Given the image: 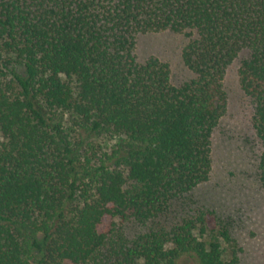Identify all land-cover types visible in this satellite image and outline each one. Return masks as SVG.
<instances>
[{
    "label": "trees",
    "instance_id": "16d2710c",
    "mask_svg": "<svg viewBox=\"0 0 264 264\" xmlns=\"http://www.w3.org/2000/svg\"><path fill=\"white\" fill-rule=\"evenodd\" d=\"M164 31L179 86L135 54ZM244 51L264 193V0H0V264H239L216 211L166 218L210 180Z\"/></svg>",
    "mask_w": 264,
    "mask_h": 264
},
{
    "label": "rangeland",
    "instance_id": "374dc122",
    "mask_svg": "<svg viewBox=\"0 0 264 264\" xmlns=\"http://www.w3.org/2000/svg\"><path fill=\"white\" fill-rule=\"evenodd\" d=\"M188 42L186 35L170 31L139 34L135 54L140 63L150 57L167 63L172 84L179 86L194 76L182 60ZM246 56L242 52L225 76L228 107L212 135L210 180L193 192L185 211L175 205L166 220L171 223L201 209L214 210L242 248L239 264H264V193L258 180L261 144L253 127V104L238 80L240 60ZM128 228L137 230L135 225Z\"/></svg>",
    "mask_w": 264,
    "mask_h": 264
}]
</instances>
